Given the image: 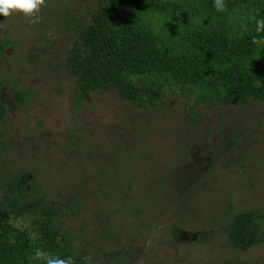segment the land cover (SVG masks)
I'll return each instance as SVG.
<instances>
[{"label": "rangeland", "instance_id": "obj_1", "mask_svg": "<svg viewBox=\"0 0 264 264\" xmlns=\"http://www.w3.org/2000/svg\"><path fill=\"white\" fill-rule=\"evenodd\" d=\"M97 0H45L36 24L0 15V197L18 177L26 204L55 221L89 264H264V242L233 245L242 211L264 217V100L192 107L165 92L149 108L116 90L75 110L67 56ZM31 92L19 106L12 89Z\"/></svg>", "mask_w": 264, "mask_h": 264}, {"label": "trees", "instance_id": "obj_2", "mask_svg": "<svg viewBox=\"0 0 264 264\" xmlns=\"http://www.w3.org/2000/svg\"><path fill=\"white\" fill-rule=\"evenodd\" d=\"M224 2L221 12L214 0H97L67 56L77 81L73 110L86 94L106 89L142 108L157 105L167 91L194 108L263 101L264 45L252 39L264 36L255 30V20L264 19V0ZM2 85L0 79V135L8 115ZM30 94L12 89L19 106ZM17 181L0 197V264H43L37 249L89 264L55 225L64 206L26 204ZM226 232L233 245L249 248L264 242V217L256 210L239 212Z\"/></svg>", "mask_w": 264, "mask_h": 264}, {"label": "clouds", "instance_id": "obj_3", "mask_svg": "<svg viewBox=\"0 0 264 264\" xmlns=\"http://www.w3.org/2000/svg\"><path fill=\"white\" fill-rule=\"evenodd\" d=\"M45 5V0H0V15L8 17L13 12L22 13L30 24H36L40 17L38 13L42 6ZM214 6L217 11L223 12L227 5L224 0H214ZM255 19V18H253ZM256 32L264 33V19H256ZM253 44L264 45V36L253 37ZM35 258L43 261V264H76L73 257L52 256L40 249H37Z\"/></svg>", "mask_w": 264, "mask_h": 264}]
</instances>
